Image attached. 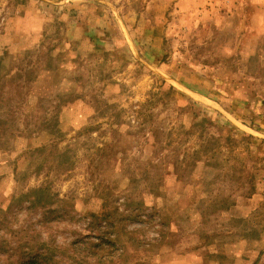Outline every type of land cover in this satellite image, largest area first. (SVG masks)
Wrapping results in <instances>:
<instances>
[{
	"label": "rangeland",
	"instance_id": "rangeland-1",
	"mask_svg": "<svg viewBox=\"0 0 264 264\" xmlns=\"http://www.w3.org/2000/svg\"><path fill=\"white\" fill-rule=\"evenodd\" d=\"M263 120L264 0H0V264H264Z\"/></svg>",
	"mask_w": 264,
	"mask_h": 264
},
{
	"label": "trees",
	"instance_id": "trees-1",
	"mask_svg": "<svg viewBox=\"0 0 264 264\" xmlns=\"http://www.w3.org/2000/svg\"><path fill=\"white\" fill-rule=\"evenodd\" d=\"M1 129L3 130L2 126H1ZM32 204L37 205L35 202H33Z\"/></svg>",
	"mask_w": 264,
	"mask_h": 264
},
{
	"label": "crops",
	"instance_id": "crops-1",
	"mask_svg": "<svg viewBox=\"0 0 264 264\" xmlns=\"http://www.w3.org/2000/svg\"><path fill=\"white\" fill-rule=\"evenodd\" d=\"M263 122H264V120H263Z\"/></svg>",
	"mask_w": 264,
	"mask_h": 264
}]
</instances>
